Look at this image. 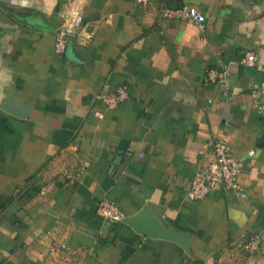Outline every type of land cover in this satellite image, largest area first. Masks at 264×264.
Segmentation results:
<instances>
[{
    "label": "crops",
    "instance_id": "crops-1",
    "mask_svg": "<svg viewBox=\"0 0 264 264\" xmlns=\"http://www.w3.org/2000/svg\"><path fill=\"white\" fill-rule=\"evenodd\" d=\"M77 3L84 32L55 54ZM182 5L202 27L158 17ZM214 69L227 88L204 81ZM261 82L264 0H0V104L24 113L0 109V264H264V112L249 96ZM103 83L127 84L128 98L106 109ZM216 137L241 164L245 196L189 200ZM73 163L84 168L70 180ZM103 199L135 226L185 234L188 250L103 221ZM251 231L263 236L257 255L239 249Z\"/></svg>",
    "mask_w": 264,
    "mask_h": 264
},
{
    "label": "built area",
    "instance_id": "built-area-1",
    "mask_svg": "<svg viewBox=\"0 0 264 264\" xmlns=\"http://www.w3.org/2000/svg\"><path fill=\"white\" fill-rule=\"evenodd\" d=\"M151 0H134L139 6H146ZM205 15L200 13L196 8L182 5L175 8L161 7L158 17L168 20L188 21L199 27H202L205 21ZM62 22L55 31L54 52L61 55L67 48V42L71 37L82 36L84 32L83 14L80 3L70 6L63 14ZM245 69H250L257 63V57L252 52H246L240 61ZM227 72L224 69H214L206 73L204 81L206 83L218 84L227 88ZM129 96L127 84L116 86L114 89L108 83L100 86L95 96V101L102 104L106 109H114ZM249 96L257 112H264V82L252 86ZM213 161L203 165L200 170L196 171L191 180L190 187L187 191V197L192 201H201L212 191L223 189L232 192L240 197H244L240 185L237 183V177L241 170L239 161L232 157L229 146L220 138L216 137L212 143ZM84 165L73 163L67 170L66 178L70 179L83 170ZM48 188H41L40 194H46ZM97 215L109 224H118L124 221L125 214L119 206L112 200L103 199L97 204ZM263 246V236L257 231L249 232L241 241L240 251L246 255H257L261 253ZM66 249L65 245L60 246Z\"/></svg>",
    "mask_w": 264,
    "mask_h": 264
},
{
    "label": "water",
    "instance_id": "water-1",
    "mask_svg": "<svg viewBox=\"0 0 264 264\" xmlns=\"http://www.w3.org/2000/svg\"><path fill=\"white\" fill-rule=\"evenodd\" d=\"M0 109L14 117H17V118L24 117V113L21 112V109H19V106L13 105L8 101H2V103L0 104ZM115 163L120 165L117 162ZM262 219H264V213L262 215ZM124 222L130 224V226H132L137 232L141 234H144L150 237H159V238L174 241L177 244H179L181 247H183L186 251L188 250L189 241L187 240V236L185 234L175 233L170 229L164 230L156 226L149 227L148 229L147 227L143 228V226L141 225L135 226L133 223L134 221L130 222V220L128 221L127 219H124Z\"/></svg>",
    "mask_w": 264,
    "mask_h": 264
},
{
    "label": "rangeland",
    "instance_id": "rangeland-1",
    "mask_svg": "<svg viewBox=\"0 0 264 264\" xmlns=\"http://www.w3.org/2000/svg\"><path fill=\"white\" fill-rule=\"evenodd\" d=\"M50 183V182H49ZM47 185V184H46ZM45 186V185H44Z\"/></svg>",
    "mask_w": 264,
    "mask_h": 264
}]
</instances>
